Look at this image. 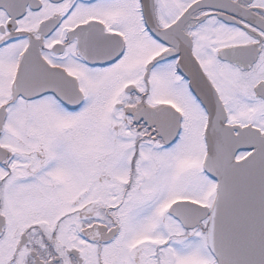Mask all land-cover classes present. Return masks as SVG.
Instances as JSON below:
<instances>
[{
	"label": "snow or ice",
	"instance_id": "1",
	"mask_svg": "<svg viewBox=\"0 0 264 264\" xmlns=\"http://www.w3.org/2000/svg\"><path fill=\"white\" fill-rule=\"evenodd\" d=\"M0 264H264V0H0Z\"/></svg>",
	"mask_w": 264,
	"mask_h": 264
}]
</instances>
